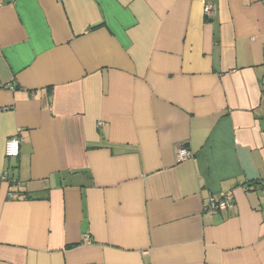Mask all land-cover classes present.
<instances>
[{
  "label": "crops",
  "instance_id": "1",
  "mask_svg": "<svg viewBox=\"0 0 264 264\" xmlns=\"http://www.w3.org/2000/svg\"><path fill=\"white\" fill-rule=\"evenodd\" d=\"M263 77L264 0H0V264H264Z\"/></svg>",
  "mask_w": 264,
  "mask_h": 264
},
{
  "label": "built area",
  "instance_id": "2",
  "mask_svg": "<svg viewBox=\"0 0 264 264\" xmlns=\"http://www.w3.org/2000/svg\"><path fill=\"white\" fill-rule=\"evenodd\" d=\"M204 14L207 17H210L212 15L210 9L206 7L204 9ZM262 84L264 85V77L262 79ZM21 139L18 136L11 137L7 139L5 142V148H4V155L6 159H16L19 156V147H20ZM191 157L190 152L181 147L177 150L176 158L178 162L186 161ZM1 183H7L9 186H16L15 180L9 178L7 172L3 173L0 177V184ZM261 191L264 193V184L261 186ZM8 198L10 200L14 199L13 192L8 193ZM233 198L232 195L229 193L222 198L215 200L210 199L209 203L205 206V212L209 215H215L217 212L228 210L232 207Z\"/></svg>",
  "mask_w": 264,
  "mask_h": 264
},
{
  "label": "rangeland",
  "instance_id": "3",
  "mask_svg": "<svg viewBox=\"0 0 264 264\" xmlns=\"http://www.w3.org/2000/svg\"><path fill=\"white\" fill-rule=\"evenodd\" d=\"M12 160V159H11Z\"/></svg>",
  "mask_w": 264,
  "mask_h": 264
}]
</instances>
